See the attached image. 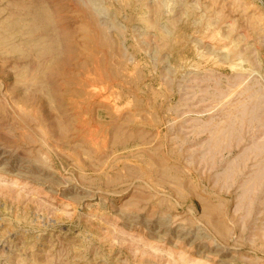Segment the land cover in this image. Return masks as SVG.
Listing matches in <instances>:
<instances>
[{"label":"rangeland","instance_id":"1","mask_svg":"<svg viewBox=\"0 0 264 264\" xmlns=\"http://www.w3.org/2000/svg\"><path fill=\"white\" fill-rule=\"evenodd\" d=\"M0 264H264V0H0Z\"/></svg>","mask_w":264,"mask_h":264}]
</instances>
